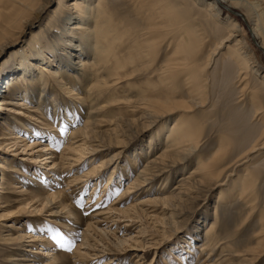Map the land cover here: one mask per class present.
Instances as JSON below:
<instances>
[{
  "label": "rangeland",
  "instance_id": "rangeland-1",
  "mask_svg": "<svg viewBox=\"0 0 264 264\" xmlns=\"http://www.w3.org/2000/svg\"><path fill=\"white\" fill-rule=\"evenodd\" d=\"M18 1L0 0V99L11 98L14 101L21 99L25 85L21 83L18 85L21 87L10 92L6 81L18 72L21 52H30L39 41L43 51L51 55L52 41L57 38L59 26H67L70 21L68 16L62 20L53 16L60 0H33V9L22 12L21 22L13 23L16 14L21 13L18 6L22 4ZM63 1L67 6L71 0ZM169 1L165 0L164 4ZM130 2L105 0L104 4L117 25L118 19H122L124 25L132 26L138 34L136 39L142 46L136 51L148 54L136 59L137 66L130 85L125 79L116 85L115 96L121 102L113 107L115 116L105 118L111 119L112 123L100 122L96 127L99 133L89 139L95 146H100L97 150L92 152L87 147L84 157L78 162L74 160L77 154L67 150L71 126L80 120L84 123L86 117L83 109L76 112V116L71 110L66 111L59 93L57 118L52 114L55 111L52 103L48 112L43 110L40 113L35 110L34 103H29L31 98L26 102L28 106L0 105V264H13L11 259L17 264H59L58 259H52V253H55L54 257L64 256L60 259L63 264H109L111 260L110 264H264V228L260 223L264 221V50L257 37L254 35L255 40L252 38L250 29L253 22L248 12L241 6L231 5L230 1L215 2L221 9V16L212 18L207 11L209 0H180L187 17L180 20L177 15H168L163 20L166 26L158 24L154 36L148 38L146 31L149 26L153 27L147 25L148 16L152 18L151 15L158 14L145 2L138 4L132 1L129 6ZM252 2L264 24V0ZM127 7L130 13L126 11ZM75 15L77 13L71 16ZM229 17L239 23L241 31L228 40ZM190 24L193 27H189ZM178 26L187 30L188 40H184L183 45ZM194 30L197 32L195 36ZM240 38L248 43L252 56L253 70L248 72L235 56V51L238 49L239 53L240 49L235 45L236 39ZM130 41L131 38H124L121 48L127 44L130 46ZM68 53V65L77 68V55ZM32 56L36 61L37 57ZM121 56L126 58L128 54L124 51ZM176 59L187 61L191 68L174 71ZM164 65L172 69L171 82L160 79ZM192 68L200 74L197 81L204 87L202 94L195 97L204 102L189 110L182 107L183 110L171 111L164 117L151 115V108L143 104V97H155L151 94L154 89L162 96L164 91L175 88L179 95L173 96L174 100L179 103L192 100L190 97L197 93H192L188 85L193 81L188 78ZM74 72L71 71L72 74L83 73L81 70ZM29 91L31 95L37 93L33 89ZM54 91L60 92L58 89ZM253 96H256L255 102ZM127 99L132 100L128 106ZM131 105L135 107H129ZM18 109L23 111L18 114ZM9 118L16 124L11 125ZM15 118L23 119L22 122L31 127L21 126ZM175 119L195 129L193 141L198 144L197 152L187 161L184 159L183 163L173 164L171 160L175 159L171 151L164 159L169 165L165 176H154L151 182L132 188L125 194L148 158L165 150L166 134ZM9 132L20 133L26 140L18 139L23 142L10 147L2 138ZM224 139L228 141V154L220 168L213 167L215 173L200 185L201 189L180 195L177 207L156 202L157 192L166 195L180 176L189 174L199 160L211 164L220 141L225 142ZM253 144L256 147L248 150ZM48 147L52 150H46ZM49 153L56 156L51 158L59 164L55 169L50 168L51 163L39 162L40 156ZM182 153L179 160L185 156ZM96 165L98 170L94 176H83ZM6 167L20 170L10 171L4 169ZM2 174L7 177L6 183H2ZM111 174L113 178L108 181ZM81 175V181L74 179ZM39 180H46V183H36ZM163 180L169 181L166 190L160 188ZM209 180L217 182L209 188ZM252 183L253 186L246 189ZM37 185L48 193H66L73 205L75 218L67 217V210L62 216L53 214L54 206L50 203L30 202L29 196ZM22 189V193L29 194L22 195ZM216 207L220 213L215 239L219 241L211 251V247L206 248L204 233L214 220ZM227 217L232 219L225 221ZM235 229L239 233H235ZM11 237L13 241L9 240Z\"/></svg>",
  "mask_w": 264,
  "mask_h": 264
},
{
  "label": "bare ground",
  "instance_id": "bare-ground-1",
  "mask_svg": "<svg viewBox=\"0 0 264 264\" xmlns=\"http://www.w3.org/2000/svg\"><path fill=\"white\" fill-rule=\"evenodd\" d=\"M31 1L33 0H25V2L23 0L18 1L19 4H22L18 6L20 8L21 13L16 14V17L13 18V23L16 21L19 22L20 21L19 19H22V15H23L22 12L26 13L27 11L33 9L34 4H32L33 2ZM130 1L131 2L129 3V6L131 5L132 1L135 3L139 2L138 4H140V2H145L144 4L152 6L156 14H158L157 16L151 15L153 16L152 18L148 16L147 25L153 26V27L150 26L148 27V30L146 31L148 35H146L145 32V35L148 38H152V36H154L156 30L155 28L158 24L159 25L163 24V27L166 26V21L163 20L168 15L173 17L177 15L180 17V20L181 19L183 20L184 18L187 17V13L185 12L186 9L182 6V4H180V0H170L166 5L164 4L165 0H130ZM227 1H230L231 5L243 7L248 12L249 18L253 22L251 26L252 28L250 29L252 38L255 40V37H257V39L259 40V44L261 45L259 46L261 47L262 50H264V24L262 22V17L260 12H258L255 9V7L252 4L253 3L252 0H217V1L209 0L208 4L210 6L207 11L210 12V16H212V18H219L221 16V9L219 8V6L216 7L217 5L215 4V2L225 3ZM150 2L152 3L150 4ZM93 3L94 0H71L69 5L66 6L64 1L60 0L59 4L57 5V8L53 11V16L59 17L60 20L68 16L67 19L70 21L67 24V26H63V27L59 26L58 28L59 30L56 32L57 38L55 37L52 41L54 42L53 44L54 48L51 50L52 54L51 55L46 54L43 51L42 45L40 44L39 41L33 46L30 52L27 51L21 52L19 56L20 67L18 72L15 73L16 75H14L13 78H10L8 81H6V86L7 85L9 86L8 89L9 91L14 90L17 87L18 88L21 87L18 86L21 83L25 85V87H22L24 91L20 94L21 99L17 101L16 100L14 101L11 98L0 99V105L15 104L18 105L19 107V106H28L26 102H28L29 98H31V100L33 101L30 102L31 101L30 100L29 103H34L35 110L39 112L40 111L42 112L43 110L45 112H48L49 110L48 106H50V103H52V106L55 109L54 113L52 114L54 118H57L59 116L58 110L60 105V100L59 101L57 100V95L59 93L62 96L61 99L62 102H64L65 104L66 111L71 110V112H73V115L76 116L75 113L83 109L86 117L85 122L82 123L80 122L81 120L77 121L76 122L77 124L71 126L72 128L67 136V141L69 140L70 142L67 147V150L69 152L75 153V155L77 154V159H74L77 160V162L82 160L87 150V147H89L92 152H94L100 147L98 145L95 146L93 142L89 139L92 137L94 138L95 135L99 133V131L96 130V127L100 126L99 124L100 122L105 120L112 123L111 119L106 120L105 118L108 116H115V111L113 107L117 106L119 102H121L120 99L116 98L115 96L117 92L116 85L119 82H121L120 81L121 79L128 80V84L130 85L131 81L134 79L132 76L137 66L136 59L137 58L142 59L145 55L147 56L148 54L146 52L144 54V52L136 51L137 48L139 49L142 46L136 39L138 37V34L135 33V31H133L132 26L124 25L122 19H118V25L113 21L114 19H112L113 17L112 14L107 11L106 6L104 4L105 0H97V2H95L94 4ZM126 11L130 13L128 7ZM72 13H77V16L76 15L75 17L71 16ZM120 13H122V11H120ZM9 23L10 21L8 22V24ZM227 25L230 30L227 39L228 40L233 39V37L238 36L237 32L240 33L241 31L240 29L241 26L239 25V23L235 21L233 18L229 17ZM188 26L193 27V24H190ZM178 28H177L179 30L178 34L181 38L180 39L181 45H183L184 40L186 41L188 40L186 38L187 30L185 27L182 26H178ZM196 33L197 32L194 30L193 35L195 36ZM124 38H128V39L131 38L130 46H128L127 44L125 48H121L123 44L122 41ZM34 39H36V37ZM117 42H118V46H117ZM235 45L237 48L238 46H240L239 53H238V49L234 51L236 53L235 56L239 58L241 66H243L247 70L246 72L253 70L250 63V58H252V56L250 55V52L248 50L249 49L248 43L244 40V38H240V39H236ZM56 46H58V48ZM58 49L62 51L70 49L71 51H66L67 53L69 52L67 55L76 54L78 58L75 61L76 62L75 64H77V68H75L74 65L73 66L68 65L69 64L68 60L70 59L69 58L70 55L66 56L65 51L64 53H62ZM124 51L128 54L126 58H122L121 56V52ZM33 54L35 55V57H37L36 61L32 60ZM167 65H164V67H162L164 69L162 71L163 74L161 75L160 79H162V81L166 80L167 82H171V77L173 75L172 74L173 72L172 69L168 67L169 65L168 66ZM175 65H176V69H173L174 71L179 69L183 71L182 68H184V71L185 70L187 71V69L191 68V65L187 63V61L184 62L182 59L180 61L176 59ZM204 68L205 67H203L202 70ZM73 70H75L74 73H76V71L78 70H81L83 73L79 75L72 74L73 72L71 73V71ZM188 75H189L188 78L193 79V81L191 82L189 81L188 84L189 87H191L190 88L191 92L193 93L194 91H197L196 94L190 97L192 98V100H190L189 102L182 101L181 103H179L178 100H174L175 97L173 96L179 95L178 91L175 88L169 90L168 92L164 91L163 92L164 94L162 96L161 94H157V92L155 91L156 89H154L151 91V94L155 95V97L151 95L153 98H149V96L147 97L143 95L144 96L143 104H146V107L151 108V115H157L158 118L164 117L171 111L183 110L184 108L182 107H187L189 110V108L196 106L198 103L204 102L202 99L199 100L197 97H195L196 95L199 96V94H202L203 92L202 89L204 88L203 85H201L202 83L197 81L200 74L196 69L192 68L189 71ZM29 89H33L35 90V92L37 91V93H32L33 97H31L32 95L30 94ZM56 89H58L60 92L54 91ZM253 99H254L253 101L255 102L256 96H253ZM125 102L127 103L128 106L129 103L132 102V100L127 99L125 100ZM129 107H135V106L131 105ZM261 108L262 107L260 106L259 109ZM130 109H136V108H130ZM21 111L23 110L18 109V114H20ZM17 121L20 123L21 126L27 129L31 127L27 122H22L23 119L21 118L20 119L18 118ZM10 123L11 125L16 124L12 120L10 121ZM191 127L192 126L186 123L184 124L182 122H179V119H175V123L169 129V132L166 134L167 139L164 148L165 150H163L161 154L155 157L148 158L147 163H145V165L141 167L140 171L136 174L134 181L131 184H129L128 186L129 189L126 188L127 191H125V194L129 193L130 189L132 188H137L138 186H143L147 184V182H151L154 176H160V175L165 176L166 175L165 173L167 171L166 168H168L169 165L164 161V159L169 157L171 151L173 152V154L171 155L175 159V160H171L172 163L174 162L173 164H175V162L183 163L184 159H186L187 161L194 152H197L198 144L195 141H193L195 129ZM2 138H4L7 141V145L10 147L16 146L18 145V142H23L26 140V138L23 135L16 132H9L7 133V135H5V137ZM18 139H22L23 141L21 140L18 141ZM99 141L100 143H102L101 140ZM227 142L226 140L225 142L223 140L220 141V145L215 154L214 161L211 164L203 162V160H199V161L197 160L198 162L195 165V167H193L190 170L189 174L180 176L179 180L177 181L176 185L172 188L171 191H169L166 195H161V194L159 195V193L157 192L156 194L158 195L155 198L156 202L158 203L166 202L167 204L170 205L172 204L174 207H177L178 204H176V201L180 199V195L188 194L191 190L192 192H197L199 189H201L200 185H202L205 180L208 181L207 178L210 177L213 173H215L213 171V167L218 169L222 165L221 163L223 162L225 156L228 154V151L226 150ZM34 144L36 143H33V145ZM152 144L153 143L151 141L150 147H152ZM24 145H27V143H25ZM106 145L107 144H105L104 146ZM255 147H256L255 144H253V146L248 150L254 149ZM28 148H30V145ZM40 150L41 149H37L36 151H40ZM46 150H52V148L48 147ZM182 151L184 153H182ZM181 153L184 154L185 156L180 158L179 160L178 157H181ZM51 158H56V156L52 153H49L47 155L40 156L38 159L40 160L39 162L44 163L46 165H49L48 163H51L52 166L50 168L55 169L59 164L54 159L51 160ZM133 160H135L136 162V158H133ZM99 166L100 165H98V167ZM4 169H9L10 171L20 170L14 168L10 169L9 167H6ZM90 170L91 171H87L86 173H84L83 176L88 178L91 175L94 176L95 172L98 170L97 165L93 166ZM81 178H83L82 175L74 177L75 180H80V181ZM112 178L113 177L111 174L109 176L108 181H110ZM169 179L170 177H168V180ZM6 181H8L7 177L3 175L2 183H6ZM45 181L46 180H39L36 183L45 184L46 183ZM168 182L169 181L167 180H163L160 183V188L165 189ZM209 182L210 183L208 187L210 188L213 187V185H215L217 181L213 182L209 180ZM252 186L253 183L250 185V187H246V189H250ZM1 188L3 189L4 186H1ZM36 188L37 189L33 190L29 196L30 202L36 200L35 202L50 203V205L54 206L52 210L53 214L62 216L63 212H65L64 210H67V214H68L67 217L73 216L75 218L73 205L71 202H69L70 199H68L67 197L68 195L66 193L60 191L56 193L54 192L48 193L45 192V190H41L40 185H37ZM20 191L22 195L29 194L24 192L22 193L23 189ZM222 198H223V194L221 193L220 199ZM6 201H10V200L6 199ZM219 213H220L219 208L216 207L214 211V220L209 223L210 226L209 225L207 226V230L204 233L205 244H207L206 248L211 247L212 248L210 249L211 251L215 250V247L218 245V241H219L215 239V230L217 226V221L219 219ZM100 217L103 216L100 215ZM231 219L232 217H227L225 221H230ZM220 220L222 221V219ZM260 223H262L261 226L262 228H264V221ZM89 227L90 225H88V229ZM234 231L235 233H239V231L236 229ZM87 235L88 232L84 234L85 240L87 239ZM9 240L13 241L14 238L11 237L9 238ZM78 250L79 248L77 249V252ZM46 254L48 255L49 253ZM54 254L53 253L51 254L53 256L52 259H54L55 261L56 259H58L60 261L59 264H63L62 260L60 259H62V257L64 256L58 255L54 257ZM10 262L13 264L18 263L16 261H13V259H11ZM110 263H112V260L109 262V264ZM43 264H54V263L48 262Z\"/></svg>",
  "mask_w": 264,
  "mask_h": 264
}]
</instances>
